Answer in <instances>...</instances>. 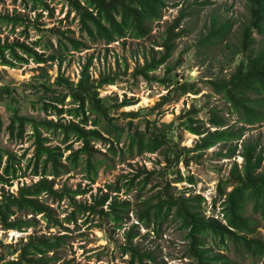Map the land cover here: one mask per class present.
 Masks as SVG:
<instances>
[{"label": "trees", "instance_id": "16d2710c", "mask_svg": "<svg viewBox=\"0 0 264 264\" xmlns=\"http://www.w3.org/2000/svg\"><path fill=\"white\" fill-rule=\"evenodd\" d=\"M29 1L34 9L42 6L50 10L44 0ZM65 1L69 13L74 12L78 20L79 37L69 28H42L39 25L41 14L31 20L20 14L0 12V27L11 26L12 32L22 28L20 36L25 38H29L31 29L40 36L31 43L20 39L0 41V64L16 68L33 61L41 70L21 86L0 85V101L6 102L9 112L6 130L10 136L23 138L28 128L32 131L35 150L30 161L32 175L38 178L31 184L19 186L16 192L11 191L14 181L25 175L19 173L15 155L0 146V225L4 230L27 231L44 221L47 230L56 228L59 231V234L50 235L30 234L11 251L10 254H18L17 257L4 264H58L60 251L67 243V235L60 234L69 230L66 224L77 225L81 219L88 223L98 218L100 221L111 220L115 228H123L134 205L139 206L137 220L149 231H159L170 218L179 220L181 228L186 230L189 253L198 264H230L226 253L207 255L203 247L206 237L217 239L226 249L232 244L249 256L263 257L264 239L259 227H264V148L244 140L241 150L239 144H231L227 153H221L224 158L237 154L243 158L241 164L236 161L228 175L219 180L212 198V212L219 210L221 218L205 214L203 195L190 193V190L176 193L178 187L173 184L195 183L193 175L182 173L181 162L189 166L193 159L201 157L210 148L241 139L246 126L264 122V45L256 50L254 37L255 31L264 34V0H247L249 19L241 29V41L233 52V58L238 56L239 61L228 77L209 82L229 105L227 114L235 115L236 123L242 124L239 128L228 125L227 116L217 107L209 110V126L199 118L201 108L197 105L182 111L170 122L149 117L166 104L202 91L197 83L179 78L178 68L183 60L179 59L173 66L169 64L176 41L184 35V29H177L189 16L188 8H181L180 15L165 30L161 43L156 45L162 50L156 51L153 47L151 53L145 55L144 62L131 72L134 80L142 78L148 83L158 82L167 89L147 113L143 109L124 110L137 103L133 99L101 95L104 86L119 82L121 74L118 71L103 72L95 78L90 70V59L75 81L61 69L68 54L89 49L90 43L108 45L129 36L147 38L153 24L162 20L165 9L177 7L185 0ZM230 31L231 26L214 20L208 32L199 39L198 49L222 44ZM52 63L58 64L55 77L46 67ZM162 66L164 75L157 77L154 73ZM125 70L128 71L127 65ZM21 92L27 94L35 109L45 114L44 119L21 114L17 106ZM2 124L0 116V131ZM180 129L198 136L193 147L182 145ZM55 140L59 142L57 145L52 144ZM155 153L160 157L153 168L137 163L136 170L119 175L107 184L104 194L94 196L91 202L77 199L88 192L86 189L56 186L57 178L72 170L80 169L95 183L99 170L110 167V161L115 158L125 162ZM122 192L127 195L136 192L135 202L120 198ZM63 201L71 211L60 217L55 205ZM136 235L132 231L125 232L123 252L131 255L129 264H147L146 259L150 257L135 246ZM2 260L1 256L0 262Z\"/></svg>", "mask_w": 264, "mask_h": 264}, {"label": "rangeland", "instance_id": "374dc122", "mask_svg": "<svg viewBox=\"0 0 264 264\" xmlns=\"http://www.w3.org/2000/svg\"><path fill=\"white\" fill-rule=\"evenodd\" d=\"M44 2L49 5L50 10H45L42 6L34 9L29 0H0V12L20 14L31 20L41 14L39 25L42 28L56 30L69 28L74 30L77 37L80 36L78 20L75 18L74 12L69 13L70 9L65 0H44ZM205 2L206 0H185L177 7L171 6L165 9L162 20L153 24L149 36L145 39H135L129 36L108 45L90 43L91 48L68 54L61 69L75 81L78 80L82 67L90 59H92L90 70L95 78H98L103 72L118 71L121 74L119 82L115 85L104 86L101 89V95L117 96L120 100L126 97L133 99L137 103L125 107L124 110L143 109L147 113L148 109L153 107L162 95L167 93V89L158 82L148 83L142 78L134 80L131 72L136 65L144 62L145 55L150 54L153 47L156 51L162 50L156 45L161 43L165 30L180 15L181 8H188L190 10L189 16L182 20L177 29H184V35L176 41V49L169 60V64L173 66L179 59L183 60L178 68L179 78L197 83L202 91L197 95L188 94L177 102L166 104L155 110L149 117L152 119L157 117L162 121L170 122L176 119L182 111L189 109L192 105H197L201 108L199 118L209 126V110L217 107L223 115L227 116L228 125L239 128L242 124L236 123L235 115L227 114L229 105L221 94L212 89L209 82L216 78L228 77L239 61L238 56L233 58V52L241 41V29L249 19L248 2L247 0H208L204 4ZM214 20L219 24H228L231 26V31L221 42L222 44L214 45L208 49H198L199 39L208 32ZM21 30L22 28H17L15 32H12L11 26L2 25L0 27V41L20 39L31 43L40 37L36 30L31 29L29 38H25L20 36ZM254 37L255 49L257 50L264 45V34L255 31ZM39 51L43 52L42 48H39ZM126 65L128 71L125 70ZM46 67L50 75L53 77L57 75V63H52ZM40 71L39 64L33 61L20 64L16 68L0 64V85L21 86L38 75ZM154 75L163 77L164 66L160 67ZM20 98L17 106L20 107L21 114L38 119L46 117L43 112L34 108L28 100L27 94L21 92ZM0 116L3 123L0 131V146L15 155L20 167L19 173L25 175L14 181L10 190L16 192L19 186L24 183L31 184L38 179L32 175L33 168L30 161L35 150L34 138L31 136L30 128L23 138L16 135L10 136L6 130L9 124V112L5 101H0ZM246 127L241 139L227 145L218 144L210 148L201 157L193 159L189 166H185L182 162L179 165L184 175L191 174L195 177V183H174L173 185L178 187L175 192L190 190V193L203 195L206 201L202 203V208L207 216L222 217L218 213L219 210L215 213L212 212V198L216 194L219 180L228 175L236 161L239 164L243 162V158L239 154L232 158H224L221 153H227V148L231 144H239V150H241V144L244 140L264 148V122ZM178 133L183 146L193 147L198 140L197 135L187 130L180 129ZM58 143L57 140L52 142L53 145ZM98 147L106 151L104 146L98 144ZM159 157L156 153L146 154L137 157L135 160L128 159L125 162L115 158L110 161V167H102L99 170L95 183L89 181L87 174L80 169L72 170L57 178L56 186L67 185L72 189H86L88 192L77 196V199L91 202L94 196L104 194L107 191V184L114 182L119 175L132 173L136 170L137 163L139 165L146 164L151 169ZM6 159L7 156L3 159V166ZM135 195L136 192L129 195L122 192L119 197L122 199L129 198L135 202ZM55 206L60 217H65L71 211L66 201ZM133 208L135 209L130 213V218L123 228H115L111 220L100 221L98 218H93L88 223L81 219L77 225L66 224L69 230L62 231L60 234L67 235V243L60 251L61 260L58 264H129L131 255L123 252V247L126 244V231L137 234L134 238V244L141 253L149 255L150 258L146 259L147 264H198L197 260L189 253V240L186 238V230L181 228L179 220L170 218L159 231H149L137 220L136 213H138L139 206L134 205ZM259 232L264 239V227L262 225L259 227ZM36 233L50 235L59 234V231L56 228L47 230L44 221L36 228H30L27 231L4 230L0 225V243L4 244L3 246L0 244V257H3L0 264L16 258L18 254L12 255L10 254L11 251L23 241L25 242L30 234ZM8 245H13V247H8ZM203 247L207 250V255L226 253L229 256L230 264H264V256L261 258L249 256L243 250L236 249L232 244L226 249L213 237H206Z\"/></svg>", "mask_w": 264, "mask_h": 264}]
</instances>
